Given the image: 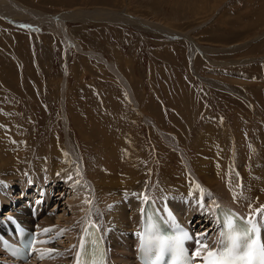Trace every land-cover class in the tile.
I'll return each mask as SVG.
<instances>
[{"label":"rangeland","instance_id":"obj_1","mask_svg":"<svg viewBox=\"0 0 264 264\" xmlns=\"http://www.w3.org/2000/svg\"><path fill=\"white\" fill-rule=\"evenodd\" d=\"M13 1L38 14L62 17L69 42L52 22L38 21L28 12L14 19L0 13L1 159L25 162L28 168L54 164L47 153L60 152L56 145H64L68 133L79 150L72 154L78 182L87 186L89 176L102 179L107 163H122V176L132 171L129 175L138 179V200L187 165L164 138L166 133L177 138L187 159H203L201 169L210 166L206 172L212 187L246 191L253 177H264V0ZM108 10L143 19L127 22L101 13ZM95 53L119 66L132 82L138 107L122 80ZM104 144L112 146L107 156ZM53 170L49 167L48 174ZM164 171L168 176L161 174ZM11 176L19 175L12 171ZM59 181L57 188L49 182L44 188L53 189L58 203L53 199L49 209L64 228L59 225L58 232L39 240L38 264L47 255L56 258L53 253L73 247L66 232L85 221L82 217L70 222L67 201L79 194ZM174 188L177 204L187 191L195 193L185 184ZM58 189L63 190L60 195ZM33 192L13 190L18 199L9 196L18 204L21 195L32 197ZM127 248L130 253L133 244Z\"/></svg>","mask_w":264,"mask_h":264},{"label":"bare ground","instance_id":"obj_2","mask_svg":"<svg viewBox=\"0 0 264 264\" xmlns=\"http://www.w3.org/2000/svg\"><path fill=\"white\" fill-rule=\"evenodd\" d=\"M1 2L4 3V4L0 3V13L2 14L3 17H7V18L11 17L12 19H14L15 15L18 17L20 16L21 12L23 14L28 12V14L31 16L32 15L34 17L37 16L36 18L38 21L43 22L46 20V21L52 22L50 23L52 25L59 26L60 31L65 35V38L67 39V43L69 42L68 33L66 32V29H65L66 26H64L63 20L61 19L62 17H58L57 14H53L52 16H49L46 14H40V12L38 14L34 12V10L28 8L27 6L22 5V3H17L13 0H4ZM6 7H8V9L5 11ZM101 13L102 14L107 13L109 15L111 14V16L113 17L116 16L119 18H121L120 16H122L123 18L127 20V22L138 21L139 23H141L143 19L142 17L141 20H138L135 17H130L129 14H125L124 12H123L124 14H120V16H117L118 14L116 15V12L109 11V10L108 12L102 11ZM147 20H151V19H147ZM122 22H125V21L123 20ZM144 22H146V19ZM163 30L164 32L165 30L167 31L166 28ZM188 36L186 38L190 40ZM71 42L73 43V41ZM190 43H191V46H193L192 40H190ZM77 48L82 51L80 47H77ZM90 53L92 55V52ZM93 55L97 56L96 58H98L101 62L106 64L110 72L114 73L118 79L122 80V84L126 87L128 94L132 97L134 106L138 107V104H137L138 99H137V96L135 98V94L132 90L133 89L132 82L128 80L127 77L122 73L119 66H116L111 61H109L102 53H95ZM67 74L68 73L65 71V76H67ZM65 80L66 79L64 78V81ZM65 120L64 122L66 124ZM145 120L147 123H151V124L154 123V121L148 117H145ZM66 125H65V130L67 127ZM160 132L162 133L163 130H161ZM165 134H163L164 138L168 141V143L172 144L174 149H176L177 151H180V153L182 154V159H184V161L186 159L187 165L185 167L184 165H182L183 171L175 172L174 173L175 177L170 182L160 183L156 185L158 186L157 188L156 186L154 188L151 187L149 190L146 191V193H144L145 195H143L138 200H136L134 197V195L137 194L136 188H138V179H136L132 174L129 175L130 172L132 171L127 172L128 173L126 174L127 177L122 176V174H124V172H122V169H121V166L123 165L122 163L121 164H116L114 162L107 163L108 168L105 169L104 167H102V170H101V172L104 171V173L102 174L101 172H99L102 174V179L99 178V179H96L97 181H95L92 178V176L91 177L89 176L88 177L89 184H87V186L84 184V182L81 181V179H80L81 182H78L79 178L76 175H74V173L76 172V168L74 167L75 162L72 159L73 157L72 154L75 155V152L77 151L79 152V150L77 149V146H74L75 144L71 142L70 136L68 135V133H67L65 144L61 145V147L56 145V148L60 149V152H57L56 150L54 151L55 153H47L54 159L55 161L54 164L57 165L56 167H54V164L52 163L44 162L46 164L45 167L41 166L38 168H34V167L28 168L26 166L24 167V165L26 164L25 162H21V161L14 162L11 158H8L7 160L6 159L3 160L1 159L3 158V156H0V232L10 230L12 225L11 223L9 224L8 221L10 220L14 221V218L21 219L22 221L26 223L27 226L34 227L39 232L42 231V229L44 231H46V229L48 230L46 234L50 233L53 235L54 233L58 232V229L61 228L60 226L63 227L64 225H60L59 223L57 224L55 222V215L52 212V209H49V205H48L50 201L54 199V197L51 195L54 191L52 188H50V190L52 189V191L48 192L44 188L47 182H49L50 185H54V187H56L58 184L57 182L58 178L61 179L59 183H62L63 186L68 184L69 187H72L75 190V192H73V195L74 193L79 194L78 197L74 198V200L67 201V205L69 206V211H72V217L70 218V222H73L75 218L80 220L82 217H84L85 219L84 223L82 222L81 224L79 222L76 224L77 225L76 227L74 226V228H71V233L66 232V234H68L66 236H68L69 237L68 239H70L69 242L71 241V243H73L75 241L79 245V239L84 231L83 230L84 224L86 223L87 225L91 220L95 221L101 226L102 231L106 237V241H108L109 243V248H110L109 257L111 258V262H113L114 264H116V262L119 264H138L136 254L138 253L137 250L139 246V241L136 238L139 236L140 234L139 231L142 229V226H143V224H141L142 214H143V209H144L142 205H143V202L148 198H151L153 200L155 199L156 201H158L161 204L160 205L161 208H164L167 212L169 211L168 214H171V209L173 208V209H176V211H180L182 215L181 217L186 220L188 219V221L191 223H194L193 218L196 217L195 220L198 221V223H195V225H197V230L199 229L203 230V228L205 229L203 233L201 234L198 233L197 237L199 239L198 238L196 239L199 240V242H202V241L209 242L205 239L206 237L205 234L210 235L212 240H214V243L217 241V238L215 237L213 238L212 236H214L219 231L218 225L212 226L211 219L213 216V212L216 209L221 208L219 204L230 206L233 208H238L246 217H249V218L255 217L259 219L258 218L259 215L255 212V209L260 208L262 205H264V177L263 176L253 177L251 179L252 187H250V189L246 191L234 190L232 192L227 189H221L220 187H212V183H213L212 178L210 177V174L206 172L207 170L211 169L210 166L205 169L204 168L201 169L200 166L205 165L203 159L201 160V162H199L201 158L199 160L190 161L189 159H187L186 151L183 149L182 145H179V143H177L178 141L177 138L173 139L169 137V134H168V137ZM174 137L176 136L174 135ZM104 147H105L104 149L106 150L105 156H107L111 152L112 146L109 144H104ZM73 151L74 153H72ZM243 152H245V150ZM25 155L27 154H24L21 156H25ZM243 155H245V153ZM44 159L46 161L45 157ZM81 159H80V162H81ZM19 160L21 159L19 158ZM239 160L240 161L244 160V157L240 155ZM241 162L244 163L243 161ZM81 163L85 165L83 160ZM199 163H200V166H199ZM194 166L196 167V171H194L193 169ZM49 167L54 168L51 174H48ZM99 168L97 169L99 170ZM185 169H187L186 173H184ZM12 171H16L19 176L12 177L11 176ZM90 171L92 172L93 170H90ZM161 174L164 176H168L165 171L162 172ZM73 176H75V178H73ZM71 178H73V180H71ZM14 183H18V185H15ZM31 183H35V184L33 185ZM9 184L15 186V189H13V186L8 187ZM183 184L187 185L189 187V190L195 193H191L187 191L184 195L181 196L180 204H177L175 202V197H174L177 194V191H176L177 188H174V185L180 186ZM31 185L34 186L33 189H31L32 188ZM22 189L24 191L26 189H29L30 192L34 191L33 192L34 196L29 197L26 195L24 196L21 195L20 198L21 197L22 198L19 199L18 205H17L14 202L16 199H18V196L14 195V193L19 190L22 191ZM13 190H14V193H13ZM58 190H59L58 193L60 195V193L63 190L62 189H58ZM28 194H29V191H28ZM92 194H94L95 206L93 205L91 207L90 197H93L91 196ZM9 195L16 196L14 197L15 200L13 199V197H10ZM170 195L174 200L173 199L171 200L169 198ZM204 200H206V203H204ZM53 203L57 204L58 201L54 199ZM44 206L46 207L44 208ZM128 207L130 209H128ZM4 208H7L5 209V211H8V212H5ZM110 208L114 209V211L111 212ZM185 208H187V212L185 214H182ZM88 213L90 214V216L87 217ZM261 213L264 214V212H261ZM262 223L264 225V220H262ZM200 225L201 227L198 229ZM192 226L194 228V225ZM54 228H55V231H53ZM112 228H115L118 232L113 230ZM111 229L113 231H111ZM211 230H214V232L210 233ZM46 234H43V235H46ZM39 240H40V234H38L35 253H37V251L39 250V244H40ZM129 243L133 244V251L130 250V253L127 248ZM205 245L206 244H204L203 247L201 248L205 250H210L212 245L210 246L206 245V247ZM77 248H76V251H77ZM76 251L73 253V249L71 250L70 248L68 250H61V251L55 252L53 254L57 253L58 255V257L56 258H51L52 255H47L46 258L44 257L45 259H43L42 264H73L75 261L74 257H75ZM130 254L135 255L133 259H132V255L130 256ZM11 261L12 260H9L8 256L3 254L0 248V264H11ZM36 262L37 264L39 263L38 259L31 260L27 262V264H36ZM14 263L21 264V262H18V261H15Z\"/></svg>","mask_w":264,"mask_h":264},{"label":"snow or ice","instance_id":"obj_3","mask_svg":"<svg viewBox=\"0 0 264 264\" xmlns=\"http://www.w3.org/2000/svg\"><path fill=\"white\" fill-rule=\"evenodd\" d=\"M255 212L257 214L264 212V205L256 208ZM248 225L249 227L247 228H238L232 216H227V227L229 229L227 245L217 252H209L206 258L208 264H264V243H258L257 240L251 239L252 234L256 230L251 217L248 220ZM46 231L48 230L46 229ZM180 239L181 237H176L173 243L178 245ZM167 243V240L162 242L161 250L164 244ZM195 254L199 257L200 250L197 249Z\"/></svg>","mask_w":264,"mask_h":264}]
</instances>
